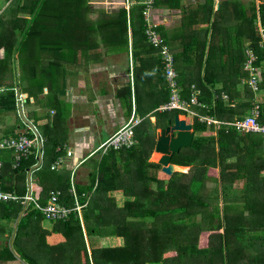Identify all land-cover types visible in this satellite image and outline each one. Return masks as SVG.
Instances as JSON below:
<instances>
[{"label": "trees", "instance_id": "trees-1", "mask_svg": "<svg viewBox=\"0 0 264 264\" xmlns=\"http://www.w3.org/2000/svg\"><path fill=\"white\" fill-rule=\"evenodd\" d=\"M144 7L145 4L137 3L129 10L125 7L113 12L108 9L92 10L89 0H32V4L26 8L32 15L31 19L9 20L5 19L4 14L7 12H3L0 14V30L19 29L21 34L24 31L26 39L29 34L33 35L32 31L43 30L45 35H42L41 42L51 50H54L53 46L63 47L77 42L79 38L77 35H67L68 32L59 35L61 30L71 29V24L78 29L90 31L87 39L95 45L100 43L105 46L117 45L119 37L114 34L121 30L124 32L125 45L128 47L130 30L134 57H140L143 63L154 60L155 70L160 73L159 80L161 83L164 82L163 86L169 90L164 62L145 34ZM60 12L66 13L67 18L61 19ZM93 12L98 14L94 18L89 14ZM260 16L264 25V2L260 4ZM257 25L255 7L253 30L249 31L248 36L239 38L238 54L226 53L225 50L218 52L215 49L217 38L214 32L212 31L209 42L208 34L200 40L196 30H192L193 36L190 38L186 36L185 45L174 53L183 96L188 97L192 85H196L201 92L200 99L206 107L194 106V109L201 114L215 116L222 122L218 125L217 136L199 135L195 137L192 146L182 148L173 155L172 163L190 166V169L187 172L175 171L168 174L162 170L159 162L150 160L157 142L156 131L162 125H166L161 119L166 120L168 117L184 113L180 110L159 112L158 104L155 113L157 121L148 118L134 128L133 135L137 144L131 148L112 149L103 154L101 159H96L91 194L88 197H80L84 204L83 222L76 212L71 213L68 220L53 222V227L45 230V258L42 254L40 259L37 258L38 238L32 239L36 242L34 259H29L28 253H24L17 245L21 255L28 259L30 264H227L224 244L220 242L215 245L212 242L215 233L213 222L216 217L214 200L219 198L215 193L219 184L215 169L218 160L224 163L225 159L235 153L229 150L234 142L253 140L264 145L263 134L240 132L227 123L249 115L254 100L261 105L259 120L264 123V44L261 43L262 36ZM164 37L170 43L171 37L166 32ZM17 38L12 37L14 40ZM2 39L7 38L0 35V41ZM247 40L248 45L245 44ZM13 45L11 44L10 52L6 51L4 60L8 58ZM22 46L23 40H20L17 47L20 53ZM248 49L253 50L257 56L254 64L263 69L260 93L256 95L247 85L240 86L242 78L249 76V70L246 68ZM63 50L62 56L65 59L68 53ZM222 58L225 64H222L223 68L218 71L220 63L217 61ZM61 62L63 61H56V64L60 66ZM142 71L151 72L153 69ZM54 72L52 75L56 80ZM65 83L63 79L64 90ZM223 93L229 95V101L222 98ZM1 97L0 107L15 112L17 99L14 85L7 86ZM190 122L196 132L206 133L215 130L214 124L201 122L197 117ZM29 135L32 139L35 138L30 129ZM47 142L45 139L46 146ZM58 156L59 153L54 158L57 159ZM159 156L160 154H157L154 160H158ZM28 158L27 161L23 159L10 173H2L3 189L22 196L19 201L0 202L15 213H18L25 204L23 197L26 186L19 184V174L24 171V163L30 165L37 162L35 154ZM169 168L185 170L184 167L174 165H169ZM223 168L226 169L221 173L225 188L226 173L230 172L231 167L223 165ZM39 173L42 188L38 196L33 195L36 200L39 201L44 193L50 195L52 190H56L61 192L60 199L64 203L74 204V197L70 192L69 170L65 168L57 171L46 165L40 168ZM43 174L51 178L48 185L43 183ZM22 180L25 181L24 178ZM208 189L209 193L206 195L205 190ZM113 190L124 191L126 196L124 206L119 207L116 198L109 194ZM211 206L213 207L209 212H200L201 209H209ZM216 210L218 211V205ZM44 219L42 212L34 202H31L20 222L22 233L18 232L17 235L22 236L33 221L40 222ZM208 228L210 229L206 232H210V237L207 246L200 240ZM55 234L60 237L55 239L53 237ZM111 236L123 238L124 243L103 245L102 238Z\"/></svg>", "mask_w": 264, "mask_h": 264}, {"label": "crops", "instance_id": "crops-1", "mask_svg": "<svg viewBox=\"0 0 264 264\" xmlns=\"http://www.w3.org/2000/svg\"><path fill=\"white\" fill-rule=\"evenodd\" d=\"M144 1L89 0V4L92 10L108 9L118 12L125 7L129 10L137 3L144 4ZM263 2L264 0H155L150 15L158 24L161 35L164 36L166 32L171 37L168 44L173 53L180 50L185 45L186 36L190 38L193 36L192 30H196L200 40L208 34L209 42L213 31L217 38L215 49L218 52L225 50L226 53L238 54L239 38L248 36L249 31L253 30L255 7L257 20L261 21L260 4ZM31 4L32 0H0V14L7 12L4 15L5 19L9 20L31 19L32 15L26 10ZM60 14L61 19L67 18L66 13ZM89 14L92 18L98 15L94 12ZM70 28L61 30L59 35L62 36L64 32H68L67 35H77V42L63 47L53 46L54 50L41 42L42 35H45L43 30L32 31L33 35L29 34L27 39L24 31L21 34L19 29L0 30V35L7 38L0 41V44L3 43L0 45V99L10 85H14L17 99L15 112L0 107V139L29 133L30 127L19 113L18 102L21 103L25 116L36 126L43 138L41 166L35 168L39 162L38 144L32 153L36 155L37 162L30 165L24 163V171L19 174V184L26 186L25 195L29 192V170L33 169L30 185L32 194L38 196L42 188L40 168L50 165L51 169H54V157L59 153L64 162L54 170L62 171L66 168L71 173L76 170L78 198L80 200L81 196L88 197L91 194L96 159L103 156L100 151L93 152L132 116L140 118V124L148 118L156 122L157 105L160 104L159 112H164L160 108L169 98V90L163 86L164 82H160V73L155 70L154 60L143 63L140 57H134L130 30L127 47L124 32L121 30L114 34L119 37L118 44L105 46L103 43L92 44L87 39L90 31L78 29L72 24ZM13 36L18 38L14 40ZM20 40H23L21 53L17 49ZM11 44H14L11 53L4 60L6 51L10 52ZM245 44L248 45L249 41ZM63 49L68 53L65 59L62 56ZM206 51H209V45ZM56 61L63 62L59 66ZM217 62L220 63V71L225 62L223 58ZM137 68L139 70L136 71ZM149 68L153 71H142ZM63 79L66 81L65 90ZM168 119L169 117L161 121L167 123ZM162 127L163 125L157 129L156 135ZM217 132L218 125L215 124L214 131L210 130L204 134L217 136ZM45 139L48 141L47 146L44 144ZM229 150L235 153L225 159L224 163L218 160L215 169L219 179L215 193L219 198L214 200L216 217L213 222L215 233L212 242L215 245L220 242L224 244L227 264H264V145L253 140H241L234 142ZM14 154L13 150L0 149L2 173L8 174L15 168ZM157 154H160L159 160L162 154L156 151L155 145L150 160L158 162L154 160ZM28 157L24 158L25 161L29 160ZM172 165L185 168L173 169V172H187L190 169V166L174 163ZM223 165L231 167L230 172L226 173L225 188L221 176V173L226 171ZM43 175V183L48 185L51 178ZM208 193L209 189L205 190V194ZM109 194L116 198L119 207L124 206V191L113 190ZM48 197L49 193L43 194L45 203ZM29 204L25 202L18 213L0 204V264H30L28 259L21 255L17 245L24 253H28L29 259H34L36 242L32 239L36 238L37 258L40 259L41 254L45 258V230L53 227L52 222L46 219L33 221L22 236L17 235L18 232L22 233L20 222ZM68 206H75V202ZM212 207L201 209L200 212H209ZM209 233L203 234L200 240L207 246ZM53 237L57 239L60 236L55 234ZM109 239L115 240L106 242L105 238H102L103 245L124 243L120 237L111 236Z\"/></svg>", "mask_w": 264, "mask_h": 264}, {"label": "built area", "instance_id": "built-area-1", "mask_svg": "<svg viewBox=\"0 0 264 264\" xmlns=\"http://www.w3.org/2000/svg\"><path fill=\"white\" fill-rule=\"evenodd\" d=\"M155 0H145L144 4V20H145V34L151 43V45L158 50V54L161 56L164 62V72L165 77L168 82L170 90L169 100L161 106V110H180L184 112L187 116L190 115L193 118L197 117L201 122H207L219 125L222 123L218 118L209 114H201L194 106L205 107L206 105L200 99L201 92L197 89L196 85H192V91L188 97L183 96V88L181 87L178 80V72L176 69L175 55L171 50L166 38L161 35L158 24L154 22L150 15V10ZM129 8V6H128ZM257 29L262 36L261 43L264 44V25L261 21H258ZM257 56L253 50L248 49V59L246 62V68L249 70V76L242 78L241 84L247 85L256 94L260 93V83L263 81L261 66L254 64ZM222 98L229 101V95L226 93L222 94ZM233 104V103H231ZM251 113L242 119H238L232 122H227L228 124L234 126L237 130L241 132H257L264 136V123L260 119L261 115V105L256 100L252 103ZM189 118V117H188ZM141 119L132 116V118L126 122L117 131L111 134L100 146L93 152L102 151L103 154L108 153L110 150L131 148L137 144V140L133 135L134 128L140 124ZM35 134V138H31L29 133L21 134L19 137H5L0 139V149H10L14 151L15 167L24 159L33 153V149L40 143H43V138L37 135L35 131L30 128ZM40 153V151L38 152ZM37 153V154H38ZM63 156H59L52 165V168L56 169L61 164H63ZM2 162L0 161V202L6 201H16L21 197L16 192L5 191L3 189L2 183ZM75 171L71 173V189L70 192L74 197L75 206L71 207L64 203L61 199V192L52 190L45 204L39 203L33 197V194H26L23 199L28 205L30 202H34L36 207L42 212L43 217L47 220L58 221V220H68L71 213L76 212L79 218L83 221V208L84 204H81L75 181ZM26 205V206H27Z\"/></svg>", "mask_w": 264, "mask_h": 264}, {"label": "water", "instance_id": "water-1", "mask_svg": "<svg viewBox=\"0 0 264 264\" xmlns=\"http://www.w3.org/2000/svg\"><path fill=\"white\" fill-rule=\"evenodd\" d=\"M19 96V94H18ZM19 113L23 121L32 128L37 135H40L36 126L25 116L21 103L18 102ZM195 130L193 124L188 122V116L186 114H177L174 118H169L165 126H163L157 134L156 151L162 154L158 162L162 165V170L168 174H172L173 171L169 168L172 166L173 155L180 152L182 148L190 147L193 144L195 137ZM39 162L35 166L38 168L42 164V143H40V153L38 154ZM33 169L28 172L29 180V194L32 193L31 175ZM23 214V212H22ZM21 214V215H22ZM150 264V263H147Z\"/></svg>", "mask_w": 264, "mask_h": 264}, {"label": "rangeland", "instance_id": "rangeland-1", "mask_svg": "<svg viewBox=\"0 0 264 264\" xmlns=\"http://www.w3.org/2000/svg\"><path fill=\"white\" fill-rule=\"evenodd\" d=\"M243 85H245V84H241L240 86H243ZM182 114H183V113H182ZM189 117H190V121H191V120H192V117H191L190 115H189ZM202 134H204V133H200V132H198V133L196 134V137H198L199 135H202ZM102 154H103V153H102ZM42 196H43V195H42ZM42 196H41L40 200H39V201L37 200V201H38L39 203H41V204H44L45 201L43 200ZM35 200H36V199H35ZM46 221H47V219H46ZM49 221L52 222V223L54 222V221L48 220V222H49ZM110 238H111V237H110ZM109 240H110V241H114L115 239H109V237H106V238H105V241H106V242H109ZM105 241H104V242H105ZM156 264H160V263H156Z\"/></svg>", "mask_w": 264, "mask_h": 264}]
</instances>
